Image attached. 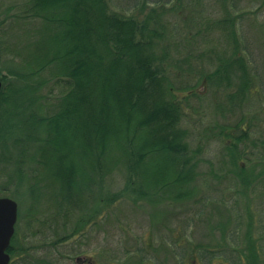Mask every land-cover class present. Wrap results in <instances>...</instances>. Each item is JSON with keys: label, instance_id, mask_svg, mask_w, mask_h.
<instances>
[{"label": "rangeland", "instance_id": "374dc122", "mask_svg": "<svg viewBox=\"0 0 264 264\" xmlns=\"http://www.w3.org/2000/svg\"><path fill=\"white\" fill-rule=\"evenodd\" d=\"M184 1H189L195 13L200 11V14L191 13V19L195 21L190 25V29H185L184 37L183 33H180L178 39L184 43L188 37L191 42L189 45L192 44L196 56L201 53L200 50L206 51L210 48L217 51L224 49L226 55L233 57L245 56L247 69L255 75L253 83L249 86V89L253 88L252 94L246 97L243 104L241 103L239 110H234L227 116V118L231 117L228 119V124L231 125L240 117L249 119L255 116V120L251 121H254L259 128L256 137L252 136L251 139L254 137V139H263L264 0H236L232 7L227 8L226 4L225 10L215 3V0ZM26 2L27 0H0L1 90L4 87L8 89L23 84L37 87L43 80V85H46L51 79L52 82L38 92L23 93L17 100H12L25 105L26 100L29 101L33 95L48 96V100H38L35 104L40 102L46 106L45 111L51 113L55 110L56 104L62 105L63 98L60 96H64L66 90L60 85H55V79L47 73L37 75L32 72L34 64H38L34 63L32 58L36 52L34 39L41 36L43 44L48 43L46 49L54 52V49H49L54 42L52 36L61 32L57 33L56 28L48 27L46 23L43 26L39 20L22 21L18 16L21 15L20 7ZM170 4L172 3H168V0H109V10L122 17L131 16L136 21H142L149 9L152 8L155 12L154 19H156L160 8L170 9ZM187 11L189 10L185 9L184 12L178 13L181 20L160 14L161 25L169 29V26H166L167 22L171 24L174 20L178 26H181ZM169 12H173L172 9L167 13ZM209 12L212 19L227 15H229L228 19H235L233 15L237 16V13L242 17L245 16L243 23L237 21L236 26L241 44H237L239 40L236 36L232 39L228 37L231 35H226L219 29L205 26L206 19L210 18ZM174 36L176 38V34ZM173 43L170 58L172 81L175 87L185 84L193 86L201 76L195 73L200 66L195 60L197 63L194 66L192 64L191 72L179 73L176 66L180 64L184 53L174 50L177 49L174 47L177 44ZM206 54L205 58L208 60L204 59L201 69L204 73H210L214 66H209V60L212 58L216 60V53ZM208 55L212 58L209 59ZM56 62L52 63L55 68L58 64L57 62L55 65ZM20 74L23 77H19ZM212 83L197 85V92L202 94L206 91V93L201 99L191 102V109L187 110L183 124L188 131L190 148L196 149L198 146L202 148L195 181L192 185L189 179L182 187L175 189V191L190 192V195L194 190L196 196L206 195L210 201L217 199L224 201V205L215 203L207 205V211L204 210L205 214L203 212L199 219L194 216L198 209L200 210L198 205H193L189 200L176 203L171 197L160 199L156 195L157 191L154 196L152 195L154 200H151L152 196L142 195L144 198L134 203L132 186L130 188L126 185L125 177L130 170L128 165H124L115 168L112 172H105L101 175L103 178L100 179V183L95 178L97 184L92 180L91 186L82 185L80 189L84 192L83 197L77 196L74 207L67 209L71 214L67 218L70 221L66 227L62 226L60 207L65 206L68 194L72 196L77 194V191L69 190V185L63 188L64 191H60L59 187L54 185L51 170L47 166V162L49 160L53 162L54 157L52 153L46 151L48 150L46 147L43 153L45 156H41L42 146L48 136L46 124L38 123L42 112L34 109L30 111L28 107H24L26 113L32 111L37 113L36 115L32 113L35 118L32 122L33 127L14 126L0 131V197L12 199L17 204L14 234L10 247L8 246L13 253L6 249V253L8 251L11 256L8 264H176L171 249L172 243L176 240L187 251L183 253L181 264H264L263 242H260L263 254L257 253V247L260 246L257 241L260 238L264 239L263 182L253 183V172L248 169L242 177L246 181H252L253 184L247 188L234 176L223 179L220 183L213 179V175L219 172L221 160H225V170H230L232 167L225 156L221 157L224 141L221 143L214 137L218 114L213 109L215 104L213 101L221 103L224 108H228L229 103L221 94L223 89L217 88ZM49 89L52 91L50 92ZM16 97L17 95H13L14 99ZM0 101V104L4 105L2 98ZM0 108L2 109L1 106ZM1 109L0 116L4 119L8 116L6 111L8 113L9 110ZM237 112L241 113L234 116ZM15 113L13 112L11 122L15 117L23 118L22 111ZM218 124L224 125L225 122L221 118ZM53 135L51 132L52 140L68 142L73 146L71 132H61L55 137ZM78 152L75 149L74 161L79 158ZM41 159L44 164H40ZM69 162L64 159V166ZM139 175L143 178L140 190H144L148 186L146 179L149 178H146L144 173ZM155 175L158 176V171L154 168L151 176ZM210 188L214 190L210 191ZM146 190L153 191L150 186ZM169 195L174 194L172 192ZM111 197H114L115 201L110 200ZM64 211L65 209L63 213ZM188 219H194L191 226ZM77 227L80 231L75 236L62 240L63 236L70 235L73 228ZM12 239H14L13 246H11ZM196 244L202 245L206 250H214L216 254L219 252L220 255L210 260L207 257L202 258L205 253L191 254ZM207 245L210 248L205 247ZM249 246H252V251H247ZM236 248L239 251L235 250ZM239 252L245 257L240 258Z\"/></svg>", "mask_w": 264, "mask_h": 264}, {"label": "trees", "instance_id": "16d2710c", "mask_svg": "<svg viewBox=\"0 0 264 264\" xmlns=\"http://www.w3.org/2000/svg\"><path fill=\"white\" fill-rule=\"evenodd\" d=\"M235 1L215 0V3L225 10L226 4L229 8ZM168 3H172L169 5L170 9L160 8L156 19H154L155 12L151 8L149 9L151 12H148L142 21L110 12L109 0H27L24 6L20 7L21 15L18 17L22 21L39 20L43 26L46 23L48 27L56 28L57 33L61 32L52 36L54 42L49 49H54V52L46 49L48 43L44 45L41 36L34 39L36 52L32 58L34 63L38 64H34L32 72L37 75L47 73L55 79V85L65 88L66 94L60 96L63 98L62 105L56 104L55 110L49 113L45 111V105L40 102L35 104L38 100H48V96L33 95L29 101L26 100L25 105L12 100H17L23 93L38 92L52 82L51 79L46 81V85H43L44 80L40 81L41 84L37 87L32 84L8 89L4 87L0 90V98L4 105L0 104V106L9 111L8 113L6 111L8 114L6 118L0 116V131L14 126L33 127L32 122L35 121L34 115L37 113L34 111L26 113L24 107H28L30 111L34 109L42 112L43 115H40L38 123L46 124L48 136L42 146L41 156H45L43 154L45 147L48 149L47 152L52 153L54 160L53 162L49 160L47 166L51 170L54 185L58 186L60 191H64L66 185H69V190L77 191V194L72 196L67 192L65 206L60 207L62 210L60 220L64 227L70 221L67 219L70 214L67 209L74 207L77 196L83 197L84 192L80 189L82 185L92 184L95 178L100 183V179L103 178L101 175L124 165H128L131 171H127L125 177L126 185L130 188L132 186L134 203L142 200L143 196H154L157 191L156 195L160 199L171 197L176 203L189 200L193 205H198L200 210L198 209L194 214L197 219L203 215L204 210L207 211V205L212 203L224 205L221 199L210 201L206 195L196 196L193 189L191 195L190 192L183 190L175 191L189 179L193 185L201 161L202 148L200 146L196 149L190 148L188 131L183 124L187 110L191 109V102L201 99L206 93V91L202 94L197 92V85H204L206 82L209 84L213 82L212 84L217 88H222L221 94L229 103L228 108H224L221 103L213 101L215 103L213 109L218 114L214 137L221 143L224 141L221 157L225 156L228 159L232 169L225 170V160H221L219 172L213 175V179L220 183L223 179L234 176L244 187L246 186L245 188L261 181L264 189V138L254 139L259 127H256L255 122L251 120H255L256 117L249 119L240 117L231 125L228 124V119L231 117L227 118L234 110H239L241 103L243 104L246 97L252 94L253 88L249 89V86L253 83L255 75L247 69L245 56H229L224 49L200 50L201 53L196 56L192 44L189 45L191 42L188 37L184 43L178 37L180 33H183L184 37L185 29H190V25L195 21L191 19V13L197 15L200 11L195 13L189 1L168 0ZM171 9L173 12L167 13ZM185 9L189 11L183 18L181 26H178L174 20L171 24L167 22L166 26H169V29L161 25L160 14L181 20L178 13L184 12ZM228 16L212 19L209 12L208 17L211 19H206L205 26L219 29L222 33L231 35L228 37L233 39V36H236L239 40L236 31L237 21L243 23L245 16L242 17L238 13L237 16L233 15L235 19H228ZM153 21H156L155 24H152ZM173 42L177 44L174 46L177 49L174 50L184 53L180 64L176 66L179 73L191 72L192 64L194 66L197 62L200 66L195 73L201 76L193 86L185 84L175 87L172 81L170 58ZM240 42L239 40L237 44H241ZM244 50L242 48L247 55ZM206 53H216V60L208 55L209 59L212 58L209 60V66H214L210 73H204L201 69ZM53 62H56V68L52 66ZM19 77L23 76L20 74ZM13 95H17L16 99ZM18 111H22L23 118L15 117L11 122L13 112L18 113ZM240 113L237 112L234 116ZM221 118L225 124L219 126ZM67 131L72 133L73 146L68 142L52 140L51 132L55 137ZM252 136L255 137L251 139ZM65 149L66 154H64ZM75 149L79 151V158L74 161ZM64 159L70 161L66 166ZM40 164H44L42 159ZM154 168L158 171V176L152 177ZM247 169L253 172V183L242 177L243 173H247ZM142 173L149 178L146 181L153 191H145L148 186L142 189L143 191L140 190L143 178L139 174ZM94 183L97 184L95 180ZM212 190L214 189L210 188V191ZM168 192L169 194L173 192L174 195H167ZM153 196L151 200H154ZM114 197L110 200L115 201ZM193 221L194 219H188L189 226ZM262 229L264 232V226ZM79 231V227L73 228L71 234L63 236L62 240L75 236ZM260 242L264 245V239L260 238L257 243ZM205 247L210 248L209 245ZM171 249L176 264H181L183 253L187 251L178 244L177 240L172 243ZM252 249V246H249L247 251ZM235 250L239 251L237 248ZM261 250L260 244L257 253H262ZM197 252L201 255L205 253L202 258L207 257L210 260L220 255L214 250H206L200 244L194 246L191 254ZM239 257L245 256L239 252Z\"/></svg>", "mask_w": 264, "mask_h": 264}, {"label": "water", "instance_id": "95a60500", "mask_svg": "<svg viewBox=\"0 0 264 264\" xmlns=\"http://www.w3.org/2000/svg\"><path fill=\"white\" fill-rule=\"evenodd\" d=\"M1 90V82H0ZM17 219V204L9 198L0 197V264H8L9 256L6 249L14 234Z\"/></svg>", "mask_w": 264, "mask_h": 264}, {"label": "flooded vegetation", "instance_id": "af4514ba", "mask_svg": "<svg viewBox=\"0 0 264 264\" xmlns=\"http://www.w3.org/2000/svg\"><path fill=\"white\" fill-rule=\"evenodd\" d=\"M9 247H10V244H9ZM9 247H8V250L10 249ZM7 254H8L9 259H10V261H11V256H10V254L8 253V251H7ZM9 263H10V262H9Z\"/></svg>", "mask_w": 264, "mask_h": 264}]
</instances>
